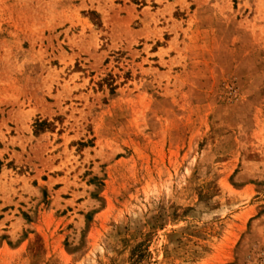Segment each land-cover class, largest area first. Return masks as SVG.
<instances>
[{
	"label": "rangeland",
	"instance_id": "374dc122",
	"mask_svg": "<svg viewBox=\"0 0 264 264\" xmlns=\"http://www.w3.org/2000/svg\"><path fill=\"white\" fill-rule=\"evenodd\" d=\"M0 264H264V0H0Z\"/></svg>",
	"mask_w": 264,
	"mask_h": 264
},
{
	"label": "trees",
	"instance_id": "16d2710c",
	"mask_svg": "<svg viewBox=\"0 0 264 264\" xmlns=\"http://www.w3.org/2000/svg\"><path fill=\"white\" fill-rule=\"evenodd\" d=\"M40 126H38V128H39Z\"/></svg>",
	"mask_w": 264,
	"mask_h": 264
}]
</instances>
